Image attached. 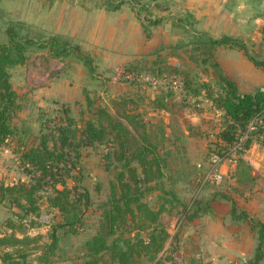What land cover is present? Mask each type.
<instances>
[{"label":"crops","instance_id":"0c3cea01","mask_svg":"<svg viewBox=\"0 0 264 264\" xmlns=\"http://www.w3.org/2000/svg\"><path fill=\"white\" fill-rule=\"evenodd\" d=\"M143 4L148 8L138 14L136 11ZM44 6L41 16L47 34L77 47V51L50 69L46 77L31 76L36 79L34 83H42L30 92L31 103L55 110L65 106L76 118L81 111L86 112V96L100 108L120 99L132 101L148 130L162 128L164 140L159 148L167 154L164 158L167 171L170 170V187L176 199L190 205L197 188V165L205 162L217 131L216 111L203 97L198 98L199 110L184 107L176 94H172L164 109H156L162 103L161 91L139 85H113L109 81L111 70L117 65L133 66L139 71L152 66L164 71L178 69L194 81L211 84L218 74L232 81L241 93L264 92V67L256 66L236 47L221 45L212 50L208 43L209 39H235L249 55L264 61V0H50ZM145 17L151 23L144 26ZM203 47L210 49L211 58L203 56ZM48 53L46 49L44 54ZM80 56L89 59L93 72ZM62 66L64 70L49 80L48 74ZM108 111L113 114L110 108ZM88 116L86 112L84 117ZM35 121L38 125L33 131L24 122L17 127L24 126L37 135L40 118ZM89 150L92 149L85 152ZM93 150L102 152L103 147ZM221 172L225 175L224 183L217 188L205 187L198 195L202 207L208 208L205 214L183 220L179 226L176 209L163 214L169 237L158 258L174 254L179 264H230L235 259L249 264L253 259L257 234L249 220L232 219L231 203L224 196L232 199L236 209L245 212L249 219L264 223V148L252 143L241 165L236 168V164H224ZM18 178L26 180L21 174ZM159 196V192H154L145 200L152 199V204H147L155 209L160 204ZM8 213L0 224L12 217ZM97 213L91 233L68 255L81 251L83 242L96 233L100 206ZM49 224L31 230L30 235H42L45 242ZM83 232L84 227L77 237ZM38 255L39 252L31 255L30 264H37ZM259 264H264V258Z\"/></svg>","mask_w":264,"mask_h":264},{"label":"trees","instance_id":"16d2710c","mask_svg":"<svg viewBox=\"0 0 264 264\" xmlns=\"http://www.w3.org/2000/svg\"><path fill=\"white\" fill-rule=\"evenodd\" d=\"M147 8L143 4L136 12L139 14ZM142 22L145 26L151 20L145 17ZM6 35L7 42L0 44V151L8 149L14 154L16 169L26 180L0 179V205L12 215L0 224L1 264H30L34 252H39L37 264H64L66 261L72 264H179L174 254L158 258L169 237L163 214L176 209L178 220L183 217L188 221L205 214L208 208L202 207L203 201L198 196L191 199L190 205L176 199L165 164L167 154L159 148L164 140L162 128L155 126L148 130L132 101L120 99L100 108L88 96L85 97L87 118L84 111L72 117L69 108L61 106L53 116H39L37 135L24 126L17 127L14 119L21 106L11 85L9 70L25 65L32 47L48 49L51 57L62 60L75 55L77 47L58 38L38 43L20 37L12 27L6 29ZM208 43L212 50L221 45L236 47L256 66L264 67V61L249 55L238 40L224 37L209 39ZM202 54L212 57L208 47H203ZM80 58L93 72L89 59ZM129 67L137 73L156 77L179 74L184 82V107L192 108L188 101L198 105V98L203 97L214 110L221 112L222 128L211 142L216 150H228L237 141L238 131H244L256 115H264V92L241 93L222 75L215 74L216 81L211 84L194 81L178 69L164 71L152 66L147 71H139ZM161 92L162 103L157 104L156 109H164L172 96L170 91ZM109 108L113 114L109 113ZM251 144V141L245 144L246 151ZM98 147H103L101 166L111 176L109 195L100 206L101 219L96 233L83 242L81 251L71 256L65 245L80 234L85 213L91 206L89 193L79 183L83 178L80 165L84 152ZM211 149L210 146L207 154ZM242 163L243 159H239L236 168ZM69 180H72L71 187H68ZM154 192L160 195V204L155 209L145 202ZM224 198L231 203L232 219L249 220L255 230L258 245L249 264H259L264 258V223L249 219L245 212L236 209L232 199ZM44 212L56 213L45 242L42 235H30L31 230L42 225L40 218Z\"/></svg>","mask_w":264,"mask_h":264},{"label":"rangeland","instance_id":"374dc122","mask_svg":"<svg viewBox=\"0 0 264 264\" xmlns=\"http://www.w3.org/2000/svg\"><path fill=\"white\" fill-rule=\"evenodd\" d=\"M48 1L50 0H0V44H5L7 42L6 29L8 27H12L20 37L32 39L38 43L48 42L50 39L56 38V36H51V33L47 34L41 16L42 10L45 8L44 5H46ZM45 52L46 49L32 47L28 51V60L25 65L14 67L9 70L10 82L18 95L21 106V111L14 119V123L17 125L24 122L25 127H28L31 131L38 125L35 121L36 117L40 115L50 117L56 112L54 107L48 106L38 108L35 103H31L32 100L30 101L29 97L30 92L35 89L34 87L42 84L34 83L36 79L31 78V76L38 75L39 78L46 77L50 69L56 68L63 62L62 59L51 57L49 53L44 54ZM0 152V179H5L7 182L17 180L18 177H20V173L15 166L14 154L8 149ZM101 153L102 152L98 150H89V152H84L81 161L80 167L83 171V178L79 180V183L89 193L91 206L85 214L83 235L81 237L71 238L67 246L65 245V248L69 249V253L77 250L78 246L76 245L82 241L81 239H83L84 236L91 233L97 222V209L105 201L110 175L105 172L100 165ZM168 171L170 172V170ZM173 171L176 173V169L173 168ZM67 183L68 187H71L72 180H69ZM174 184L173 186L175 188ZM145 201L149 204L153 202L150 198ZM8 214V211L0 206V222L5 219ZM53 215H55V213L44 212L40 219L42 225L50 223ZM74 246L76 247L74 248ZM31 259L32 257L30 260ZM65 263L72 264L70 261H66L64 264Z\"/></svg>","mask_w":264,"mask_h":264},{"label":"built area","instance_id":"2783aa9c","mask_svg":"<svg viewBox=\"0 0 264 264\" xmlns=\"http://www.w3.org/2000/svg\"><path fill=\"white\" fill-rule=\"evenodd\" d=\"M150 1L154 2L155 0ZM109 81L113 85H139L154 91H170L173 95H178L182 100L185 97L183 78L181 75L175 73L156 77L148 73H137L125 65H117L112 68ZM188 103L192 108L198 107L194 104V101H188ZM216 113V119L218 122L217 133L222 128V113L219 111H216ZM248 141H251L252 143L256 142L264 148V115H256L248 123L244 131H238L237 141L230 146L228 150L219 151L216 150V147L211 145L212 149L206 155L205 162L197 165L199 174L197 177L196 192L193 196L194 198L197 197L205 187L217 188L224 183L225 175L221 172V167L224 164L235 165L239 159H244L247 152L245 144ZM182 222L183 218L180 220L177 219L176 225L179 226ZM230 264L248 263L242 259H235Z\"/></svg>","mask_w":264,"mask_h":264},{"label":"water","instance_id":"95a60500","mask_svg":"<svg viewBox=\"0 0 264 264\" xmlns=\"http://www.w3.org/2000/svg\"><path fill=\"white\" fill-rule=\"evenodd\" d=\"M64 70V67H60L58 69H55L53 71H51L49 74H48V79H52L54 78L55 76H57L60 72H62Z\"/></svg>","mask_w":264,"mask_h":264}]
</instances>
